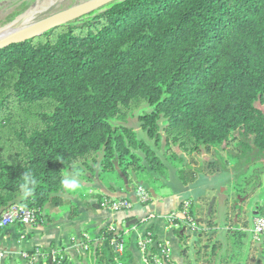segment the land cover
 <instances>
[{"label":"trees","instance_id":"1","mask_svg":"<svg viewBox=\"0 0 264 264\" xmlns=\"http://www.w3.org/2000/svg\"><path fill=\"white\" fill-rule=\"evenodd\" d=\"M34 2L0 5V27ZM141 131L179 159L211 154L179 170L183 184L199 173L233 171L243 196L260 185L264 166L248 172L264 161V0H110L0 48V217L19 205L32 224L47 222L72 177L120 183L133 172L149 178L136 182L148 189L165 160ZM26 175L34 181L28 196L20 187ZM189 213L197 241H211V215L200 216L192 202ZM177 223L182 254L193 264L203 250L190 259L188 234L179 233L184 221ZM116 229L101 230L103 241L90 249L94 264H132ZM114 237L122 253L113 250ZM209 241L202 248L218 259L219 242Z\"/></svg>","mask_w":264,"mask_h":264},{"label":"crops","instance_id":"2","mask_svg":"<svg viewBox=\"0 0 264 264\" xmlns=\"http://www.w3.org/2000/svg\"><path fill=\"white\" fill-rule=\"evenodd\" d=\"M261 165L264 166V161ZM257 166L259 165L249 169L248 176ZM196 167L197 163H190L188 169ZM153 178L155 182H159V187L149 185L148 189L153 190V193L148 204L135 203L130 209L116 212L102 206V201L105 198L125 196L134 200L136 182L148 181L144 175L135 176V180L124 177L120 183L110 178L102 179L101 176L91 179L73 178L72 182L76 179L85 181L86 189L75 199L70 192V185L68 186L67 192L61 198L65 203L54 210L59 217L49 216L43 224L15 223L7 226L0 233V250L11 264H23L19 258L22 251H48L54 248L61 251L67 264H94L93 251H84L81 248L83 236L90 234L96 237L102 229L113 224L115 230L120 228L124 233L126 250L130 253L129 261L132 264H145L138 247V240L145 233L170 243L173 264H187L182 254L183 245L176 231L179 226L167 227L164 216L179 211L181 204L190 200L200 216H204V213L207 216L212 214L211 221L217 224L213 227L215 233L211 240L220 243L217 264H248L246 256L250 258L249 264H260L262 241L254 242L250 231L254 218L264 208L263 179L257 188L243 196L238 189L245 186L240 185L243 183L242 179L234 180L233 171L199 173L187 184L182 183L178 172H174L172 178L163 175H153ZM251 184L246 187V191L251 190ZM171 187L173 189L169 190ZM212 197H215V201L211 213L208 214L207 208ZM66 203L70 204L69 209L62 210ZM182 228H185L183 234L191 233L186 227ZM101 242L95 244L98 246ZM111 245L115 250L114 244Z\"/></svg>","mask_w":264,"mask_h":264},{"label":"built area","instance_id":"3","mask_svg":"<svg viewBox=\"0 0 264 264\" xmlns=\"http://www.w3.org/2000/svg\"><path fill=\"white\" fill-rule=\"evenodd\" d=\"M152 200L149 190L143 185H136L134 188V200L127 198H105L102 206L111 211H121L130 209L135 203L148 204ZM190 200H185L179 211L171 212L164 216L167 227H178L177 220L182 219L186 228L191 231L197 229L196 220L190 215ZM34 217L26 208L19 205L10 206L0 217V233L7 226L15 223L32 224ZM108 231L115 232L113 224L108 225ZM251 238L254 242H264V215H257L252 224ZM124 234V233H123ZM102 233L96 237L85 234L81 243L84 251H89L92 246H96V242L103 241ZM111 242L115 246V250L119 253L124 251V243L119 238H112ZM138 247L141 250L145 264H173L170 256L171 247L168 241H161L153 237L150 233L143 234L138 240ZM19 258L23 264H67L61 251L57 248L48 251L35 249L33 251H22ZM0 264H11L6 259L3 251L0 250Z\"/></svg>","mask_w":264,"mask_h":264},{"label":"rangeland","instance_id":"4","mask_svg":"<svg viewBox=\"0 0 264 264\" xmlns=\"http://www.w3.org/2000/svg\"><path fill=\"white\" fill-rule=\"evenodd\" d=\"M11 2H12V0H0V5L7 6ZM76 2H77V0H51V1L50 0H37V1L35 0L34 4L31 6V8L29 10H27L25 13H23L22 15H19L17 17L18 19L15 18L9 25H6V26H4L2 28L0 27V32L1 31H4V30L13 31V30H16V29H20V28H22L25 25L24 22L26 20H30L31 23L40 22L41 20H43L45 18H48L49 16H51L53 14L58 13L59 12L58 10L60 8H63L64 10H66L65 8H67L68 6H70L72 4H76ZM100 3H96L93 7H95L96 5H98ZM49 5L51 6V8L49 10H47V9L45 10L44 8H46ZM35 11L37 13H35ZM3 14L4 13L0 12V17L3 16ZM20 16H21V18H20ZM23 16H25V17H23ZM15 21H17V23ZM140 136H141V138H144L145 140H147L146 139V134L144 132L141 131ZM147 141L149 142L150 145L154 146L152 148H155L156 152L161 157V159L163 161L165 160L163 162L164 165H165V171H164L163 176H167L169 178H172V175H173L174 172L175 173L176 172H180V171H186V172H188L189 171L188 168L190 167V163L191 164H195V162H196L198 164V166H201L202 163H203V160L205 161V159L207 157L208 158L211 157V154L210 153L205 152V154H202V155H194V156L193 155L192 156L191 155H189V156L187 155V156L183 157L182 159H179V158H176L175 155L170 156L168 149L166 150V146H164L163 143H162L161 146H159V145L156 146V144H154V142L152 140H147ZM169 147H171V149H173L174 148V145H170ZM138 152L140 154H142V157H145V155H144V153L142 151H138ZM216 152L217 153L219 152L220 153V156L223 159H226L227 158V155L223 151L216 150ZM260 167H263V166L262 165L260 166V164H259V166H257V168H260ZM67 176L68 177L71 176L69 172L67 173ZM262 177H263V173L260 175V181H261V179L264 180V178H262ZM72 178L75 179V177H72ZM144 178L145 179H149L145 175H144ZM84 184H85V181L78 180V179H76L74 182H71L70 183V192L74 196L75 199L78 198L80 192H83L86 189V187H84L86 185H84ZM149 184L152 187H154V188L159 187V182L153 181V182H150ZM172 189L173 188L171 187V189H169V190H172ZM238 190H242V189H238ZM250 202H252V201H250ZM69 206H70V204L69 203H66L64 206H62V210H65V209L68 210L69 209ZM57 207L58 206H56V205L50 206L49 209H48V215L51 216V217H59L60 215L57 214L54 211V210L57 209ZM232 213H234V211ZM259 215H264V208L259 211ZM210 218H213L212 214H211V217ZM200 225H201L202 229L205 228V224L204 223H201ZM188 231L191 232V233H188L187 240H186V247L185 248H188L187 251H188V255L190 256V259L192 258L191 260H193L195 258V252H197L198 250H200V251L203 250L202 251V254L199 255L196 258V260H195V262H193V264L194 263L195 264H217L218 259H217V257H214V256H211L210 255V253H209V250L210 249L208 248V249L204 250L202 248V246L204 244H208V241L209 240L208 241L206 240V236L201 235L199 237V239H200V242H199V241H197L198 238H197L196 231H191L190 229H188ZM212 242L213 241H209V244H211ZM217 242H219V241H217ZM261 248L262 249H261V260H260V264H264V242H262ZM220 250H221V248H219L218 252H220ZM204 252H206V254ZM246 258H247V261H248V264H249V260H248V259H250L249 256H246Z\"/></svg>","mask_w":264,"mask_h":264},{"label":"bare ground","instance_id":"5","mask_svg":"<svg viewBox=\"0 0 264 264\" xmlns=\"http://www.w3.org/2000/svg\"><path fill=\"white\" fill-rule=\"evenodd\" d=\"M102 1H104V0H91V1L86 2L84 4H80L78 6H73L72 8H68V9L65 8L66 10L60 11V12H58L56 14H53V15L49 16L48 18H45V19H43V20H41L40 22H37V23H31L30 20H26L24 22L25 25L22 28H20V29H16V30H13V31H7V30L1 31L0 32V46L4 45L5 43H7L9 41L23 40V39H26V38L34 35V34H38V33L44 32V31L48 30L49 28H51V27H53V26H55L57 24H60V23H62L64 21H66V20H69L71 18H74V17L78 16L79 14L91 9L96 3H100ZM50 8H51V6L49 5V6H47L44 9L45 10L46 9L49 10ZM35 13H37V12L35 11ZM25 16H23V17H25ZM20 18H21V16H20ZM15 22L17 23V21H15Z\"/></svg>","mask_w":264,"mask_h":264},{"label":"water","instance_id":"6","mask_svg":"<svg viewBox=\"0 0 264 264\" xmlns=\"http://www.w3.org/2000/svg\"><path fill=\"white\" fill-rule=\"evenodd\" d=\"M90 1H91V0H90ZM107 1H110V0H104V1L101 2L100 4H98V5H96L95 7H93V8H91V9H89V10H87V11H85V12L79 14L78 16H80V15H82V14H84V13H87V12H89V11H91V10L97 8L98 6H100V5L104 4V3H106ZM87 2H89V1H87ZM85 3H86V2H85ZM82 4H84V3H82ZM76 6H78V5H76ZM71 8H72V7H71ZM78 16H76V17H78ZM76 17H74V18H76ZM74 18H71V19H69V20H72V19H74ZM69 20H66V21H64V22H62V23H60V24H57V25H55V26H53V27H51V28H54V27H56V26H59V25L65 23V22H67V21H69ZM51 28H49V29H51ZM49 29H48V30H49ZM46 31H47V30H46ZM44 32H45V31H44ZM42 33H43V32L38 33V34H34V35H32V36H30V37H28V38H26V39H23V40L9 41V42L5 43L4 45H1L0 48H4V47H7V46L12 45V44H16V43H19V42L25 41V40H27V39L33 38V37H35V36H38V35H40V34H42ZM132 176H133V178H134V180H135V174H134L133 172H132ZM149 192H150V194H152V193H153V190L150 189ZM151 196H152V195H151ZM214 201H215V197H212L211 200H210V202H209V204H208V208H207V213H208V214L211 213V210H212V206H213ZM184 230H185V228H182L181 231H180V233L183 234V231H184Z\"/></svg>","mask_w":264,"mask_h":264},{"label":"clouds","instance_id":"7","mask_svg":"<svg viewBox=\"0 0 264 264\" xmlns=\"http://www.w3.org/2000/svg\"><path fill=\"white\" fill-rule=\"evenodd\" d=\"M29 182H31L32 184H34V181H31V178L30 176H27L26 175V183L25 184H22L20 187H21V191H22V194L24 196H28L31 194L32 192V188L29 187Z\"/></svg>","mask_w":264,"mask_h":264}]
</instances>
